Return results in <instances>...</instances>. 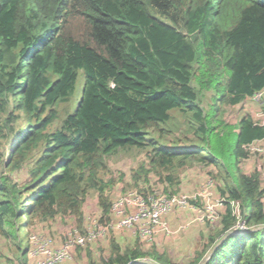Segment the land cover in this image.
<instances>
[{
    "label": "trees",
    "instance_id": "16d2710c",
    "mask_svg": "<svg viewBox=\"0 0 264 264\" xmlns=\"http://www.w3.org/2000/svg\"><path fill=\"white\" fill-rule=\"evenodd\" d=\"M263 88L264 0H0V226L18 239L19 264L29 245L13 219L78 207L85 172L96 185L104 157L122 149L145 155L136 182L151 167L170 179L193 162L217 165L226 211L192 258L114 241L100 264H198L230 230L206 264H264L259 168L238 166L264 122L225 115ZM172 124L183 145L164 139ZM33 161L25 183L19 171Z\"/></svg>",
    "mask_w": 264,
    "mask_h": 264
},
{
    "label": "rangeland",
    "instance_id": "374dc122",
    "mask_svg": "<svg viewBox=\"0 0 264 264\" xmlns=\"http://www.w3.org/2000/svg\"><path fill=\"white\" fill-rule=\"evenodd\" d=\"M171 112L178 114V109L173 108ZM243 113L251 114L253 117H256L257 121L264 122V102L249 99L242 106L237 105L226 109L225 115L232 121H237L238 117ZM176 119L177 117H174L172 121L176 123ZM172 128V133H168L164 139L168 144L174 145V143H179L183 145V131L174 129L173 124ZM0 139L2 140V136H0ZM7 146L8 144H3L4 152H6ZM251 150L252 154L250 158L239 162L238 166L246 172L258 167L262 186L264 187V139L254 143ZM144 160L146 159L143 151H139L138 149L118 150L112 155L104 157V164L97 171V176L100 180L96 182V185H90V173L88 171L85 172V179L81 182L84 193L78 199L80 200L78 207L75 205L73 208L65 210L57 209L56 207L54 214L46 217L41 216V211L35 212V214L31 215L32 218L29 217L28 219L27 215H23L19 219L15 217L13 221L18 229L17 236L21 241L20 247L25 246L26 239H28V253L23 254L24 257L26 256L28 263L39 264L43 256V252H41L39 247L44 241H47V251H54L61 247L68 233L73 230H78L80 233L84 232L89 221L93 218H97V222L102 225L104 234L99 235L95 240L87 242L83 246L72 247L70 249L71 257L64 259L58 264H87L90 260H95L97 264H100V257L108 255L111 242L114 241L119 242L123 248L138 245L144 251L151 250L152 248L162 250L163 246L158 245L155 242L156 240H154L155 235L158 232H163L167 235L175 231L168 224L165 217L164 220L170 231L159 230L150 239L135 233V228L123 227L117 222L118 217L114 215L115 211L113 210L114 199L133 190L137 192L181 193L187 196L195 194V199L194 197H190L191 202L194 207L202 211L199 216H203L202 219L207 220L205 221L207 231L216 232L214 235L216 236L220 228L221 215L226 211V197L220 193V188L224 186V182L221 179V169L215 164L193 162L181 170L172 171L171 178L168 179L164 177L168 171L160 175L152 167L150 169L147 163L146 168L150 170L147 171V174H143L138 182H136L133 176L134 171L138 170V166ZM31 163H27L19 171L22 177L28 176L25 183L31 180L29 170L35 165L34 161ZM198 193H200V196H198ZM101 198L107 200L106 204L111 202L108 212H104L100 203ZM181 210L173 209L171 212ZM239 210V205L234 202L233 214H239ZM167 215L168 213L165 214V216ZM23 221H26V225L22 223ZM188 224L189 222L181 223L179 227L181 229L186 228ZM123 235L126 237H121ZM17 241L18 239L12 236L10 230L8 231L6 223L0 226V264H19L18 256L20 254L19 248L16 245ZM210 249L211 247H208L203 254V258L208 254ZM37 251L38 253H36ZM169 256L171 257L170 254ZM176 256V262L180 263L184 261L180 255Z\"/></svg>",
    "mask_w": 264,
    "mask_h": 264
},
{
    "label": "built area",
    "instance_id": "2783aa9c",
    "mask_svg": "<svg viewBox=\"0 0 264 264\" xmlns=\"http://www.w3.org/2000/svg\"><path fill=\"white\" fill-rule=\"evenodd\" d=\"M252 99L264 102V88L256 91L252 95ZM198 196H200V193H198ZM190 197L195 199L196 195L187 196L181 193L137 192L133 190L114 199V215L118 217L117 222L121 226L135 228V233L150 239L159 230L170 231L164 220L165 214L173 209L181 210L194 207ZM231 203L233 204L234 201ZM236 203L239 205L238 202ZM200 218L202 219L203 216ZM235 226L244 227L241 222H238ZM103 231L104 229L97 222V218H93L89 221L84 232L80 233L78 230H73L68 233L61 247L54 251H47V241H44L39 247L43 252L39 264H58L71 257L70 249L72 247L83 246L87 242L95 240L99 235L104 234Z\"/></svg>",
    "mask_w": 264,
    "mask_h": 264
},
{
    "label": "crops",
    "instance_id": "0c3cea01",
    "mask_svg": "<svg viewBox=\"0 0 264 264\" xmlns=\"http://www.w3.org/2000/svg\"><path fill=\"white\" fill-rule=\"evenodd\" d=\"M200 213H202V211L198 208L168 213L165 219L175 231L167 235L163 232H158L154 240H156L155 242L158 245H162L163 249H156L160 252H167L174 261H177L176 255H180L182 260H186L190 257L192 258V256L196 255V252L202 250L209 238L216 233L207 231L205 227V221L207 220L200 219ZM186 222H189L188 226L181 229V227H179L180 224ZM219 225H221V223H219ZM121 237L126 236L123 235ZM165 248H167V250H165Z\"/></svg>",
    "mask_w": 264,
    "mask_h": 264
},
{
    "label": "water",
    "instance_id": "95a60500",
    "mask_svg": "<svg viewBox=\"0 0 264 264\" xmlns=\"http://www.w3.org/2000/svg\"><path fill=\"white\" fill-rule=\"evenodd\" d=\"M233 232H236V231L235 230H230V231H227L226 233H224L223 236L220 237L215 242V244L211 247V249L209 250L208 254L198 262V264H206L207 260L209 259V257L213 253L214 249L222 242L223 239L228 237ZM138 263L159 264L158 262H156V261H154L152 259H146V258L137 259L134 262H132L131 264H138Z\"/></svg>",
    "mask_w": 264,
    "mask_h": 264
}]
</instances>
